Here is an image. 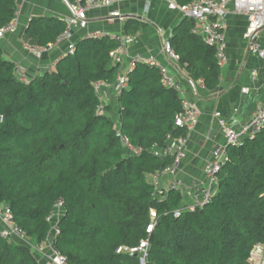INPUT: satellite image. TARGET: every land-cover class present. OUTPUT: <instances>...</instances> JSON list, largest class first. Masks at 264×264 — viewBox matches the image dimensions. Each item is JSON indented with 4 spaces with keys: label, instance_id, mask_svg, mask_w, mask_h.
I'll return each mask as SVG.
<instances>
[{
    "label": "trees",
    "instance_id": "1",
    "mask_svg": "<svg viewBox=\"0 0 264 264\" xmlns=\"http://www.w3.org/2000/svg\"><path fill=\"white\" fill-rule=\"evenodd\" d=\"M15 11V0H0V27ZM66 25L55 16H32L23 37L52 46ZM193 25L182 17L168 41L188 76L214 90L222 73L216 48ZM138 30L137 19H125V34ZM73 44V53L27 82L16 78V63L0 47V203L14 223L40 244L60 198L51 245L67 264H139L137 256L116 249L144 239L145 264H251L254 246H264V126L227 147L209 201L189 211L179 188L155 189L151 183L172 163L171 156L153 150L168 136L187 134L174 124L183 109L179 94L161 82L156 65L135 60L119 92L116 125L98 111L94 83L116 82L120 63L110 52L118 42L90 34ZM123 138L140 151L127 154ZM0 264L39 262L30 247L0 235Z\"/></svg>",
    "mask_w": 264,
    "mask_h": 264
},
{
    "label": "crops",
    "instance_id": "2",
    "mask_svg": "<svg viewBox=\"0 0 264 264\" xmlns=\"http://www.w3.org/2000/svg\"><path fill=\"white\" fill-rule=\"evenodd\" d=\"M74 2L75 0H15L18 12L16 30L1 34L2 55L29 72L35 69L42 72L52 68L56 60L65 54V44H54L43 52H37L38 46L34 39L24 38L23 33L32 16H55L67 20ZM112 11H118L120 17H111ZM127 18L137 19L139 30L132 35V42L121 58L118 74L127 69L131 60L138 58L143 61L152 58L168 65L162 52V44L182 15L178 10L168 8L164 0H122L110 6L89 8L85 21L72 32L71 38L76 41L95 32L108 36L123 32ZM226 24V61L221 68L220 83L214 90H208L200 80L190 78L179 64L168 65L174 76L181 80L187 101L200 111L198 124L188 134L186 154L179 167L178 176L185 185L202 178L203 165L209 158L212 147L222 141L215 112H220V117L228 124L237 126L251 116L264 96V62L248 49V42L243 37L245 17L229 14ZM243 88H247V91L243 92ZM96 92L102 106L101 111L118 125L119 92L115 83L101 82ZM169 185L170 179L163 176L162 188L167 189ZM29 241L34 244L30 239ZM33 252L39 264H54L50 260L49 250ZM257 256V260L251 261V264H264V246Z\"/></svg>",
    "mask_w": 264,
    "mask_h": 264
},
{
    "label": "built area",
    "instance_id": "3",
    "mask_svg": "<svg viewBox=\"0 0 264 264\" xmlns=\"http://www.w3.org/2000/svg\"><path fill=\"white\" fill-rule=\"evenodd\" d=\"M122 0H75L71 4V15L67 19L65 30L58 36L56 44H65V54L73 53L74 44L72 40V32L83 24L86 19V11L89 8H99L110 6ZM168 8L178 10L182 17H187L194 22L192 31L201 35L203 40L215 46L216 57L220 67L222 68L226 61L225 44H226V20L229 14H237L245 17V29L243 37L248 42V49L255 56L264 62V0H193L186 4H178L174 0H164ZM17 10L14 17L4 26L0 27V34L15 32L17 24ZM111 17H120L118 11L110 12ZM91 35L102 36V32H95ZM118 42L116 48L110 52V56L115 62H121V58L125 53L127 46L132 42V36L119 32L109 36ZM169 38V37H168ZM47 47H38L37 52H43ZM162 52L167 59V64H178V56L174 53L168 39L163 41ZM141 60V59H136ZM134 61L131 60L124 72L117 75L115 86L120 92L127 85V71L134 67ZM146 62L156 65L161 76V82L176 90L181 98L182 111L176 114L174 124L176 126L185 127L187 134L184 137L168 136L165 144L161 148H155V154L163 156H171L172 163L165 168L160 174H154L151 183L155 189L162 188L161 179L168 176L170 179L169 187L179 188L183 196L182 207L189 211L194 210L197 206L203 205L209 201L213 189L217 182V175L221 169L226 156L227 147L239 144L245 137L253 136L264 126V96L255 106L251 116L237 126H232L220 117V112H215L218 118V125L222 134V141L214 144L210 152L209 158L205 161L202 169V178L193 180L189 185H185L178 176L179 167L182 159L186 154V145L188 134L198 124L199 109L190 104L184 96V87L181 80L174 76L172 69L166 64L156 62L149 58ZM172 68V67H171ZM174 68V66H173ZM254 72L256 69L253 70ZM14 73L19 81L27 82L33 76L40 74V69L29 72L26 68L19 64L14 66ZM201 81V80H200ZM202 82V81H201ZM101 82L94 83L98 88ZM243 92L247 88L242 89ZM102 106H98L101 111ZM126 152L129 154H137L140 149L132 146L126 138L122 139ZM62 199L58 198L53 204V208L47 219L51 224L50 231L40 244H31L24 231L14 223L12 213L7 206L0 203V235L2 237L15 238L17 241L27 245L33 251L42 253L45 249L49 250L51 262L54 264H67L64 257L54 249L51 245V239L58 232L56 222L61 217ZM180 210L174 211V216H179ZM151 219L155 217V212L150 211ZM153 223L147 225L146 232L150 233ZM263 248V245L256 244L251 253V261L257 260V254ZM148 240H141L137 245L128 246L121 245L116 249L117 253H135L138 257L139 264H145L147 258Z\"/></svg>",
    "mask_w": 264,
    "mask_h": 264
},
{
    "label": "water",
    "instance_id": "4",
    "mask_svg": "<svg viewBox=\"0 0 264 264\" xmlns=\"http://www.w3.org/2000/svg\"><path fill=\"white\" fill-rule=\"evenodd\" d=\"M0 36H1V34H0ZM130 255L133 256V257H136L137 256L135 253H132Z\"/></svg>",
    "mask_w": 264,
    "mask_h": 264
},
{
    "label": "rangeland",
    "instance_id": "5",
    "mask_svg": "<svg viewBox=\"0 0 264 264\" xmlns=\"http://www.w3.org/2000/svg\"><path fill=\"white\" fill-rule=\"evenodd\" d=\"M101 112V111H100ZM127 154H129L128 152H126Z\"/></svg>",
    "mask_w": 264,
    "mask_h": 264
}]
</instances>
